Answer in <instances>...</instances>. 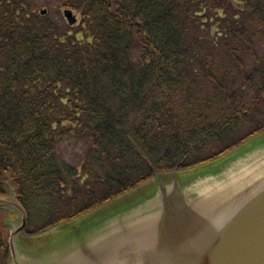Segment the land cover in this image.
I'll list each match as a JSON object with an SVG mask.
<instances>
[{
  "label": "trees",
  "instance_id": "obj_1",
  "mask_svg": "<svg viewBox=\"0 0 264 264\" xmlns=\"http://www.w3.org/2000/svg\"><path fill=\"white\" fill-rule=\"evenodd\" d=\"M54 1L0 0V196L10 181L26 238L264 139V0Z\"/></svg>",
  "mask_w": 264,
  "mask_h": 264
},
{
  "label": "water",
  "instance_id": "obj_2",
  "mask_svg": "<svg viewBox=\"0 0 264 264\" xmlns=\"http://www.w3.org/2000/svg\"><path fill=\"white\" fill-rule=\"evenodd\" d=\"M179 178H159L146 197L62 243L31 248L19 244L27 217L6 182L13 264H264V139Z\"/></svg>",
  "mask_w": 264,
  "mask_h": 264
},
{
  "label": "rangeland",
  "instance_id": "obj_3",
  "mask_svg": "<svg viewBox=\"0 0 264 264\" xmlns=\"http://www.w3.org/2000/svg\"><path fill=\"white\" fill-rule=\"evenodd\" d=\"M32 1L33 3L36 4L35 10L39 11L40 9L44 8L47 10L49 14L52 13L54 16H56L55 13L57 12L58 9L56 8V2L54 0H32ZM60 12L63 15V9H60ZM73 14L76 17L77 14L75 12H73ZM261 51L263 52L264 50ZM234 84L235 86L239 85L237 82H235ZM245 91H247V89H245ZM83 149L84 147L81 141L69 140L59 145L58 152L61 155L62 159L64 158L66 161L76 164L77 161L81 159V156L83 154L82 153ZM173 174L174 173H172L171 176L169 177H166V175L155 177L152 184L143 183L138 188H135L129 191L128 193L116 198L115 200L105 203L99 206L98 208L94 209L93 211L84 214L78 218H75L72 221L58 224L57 226L50 228V230L40 235H36L34 237H29V238H23L19 242V244L23 248H29V247L31 248L39 244L56 245L58 243H62L63 239L72 232H74L75 230L78 229L80 230V228L88 227L89 225L98 223L107 216L113 215L116 212L126 208L127 206L133 205L134 203L140 201L142 198L146 197L150 193L156 180H158L159 178H162L163 180L168 179L172 177ZM179 177L180 175L179 176L177 175V178L180 180ZM12 218L17 219V215L13 211L0 207V230L2 233L4 231H7V234L10 235V232L14 224H11V222L8 223L7 221L12 220ZM32 226H34L33 223Z\"/></svg>",
  "mask_w": 264,
  "mask_h": 264
}]
</instances>
